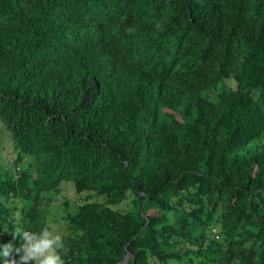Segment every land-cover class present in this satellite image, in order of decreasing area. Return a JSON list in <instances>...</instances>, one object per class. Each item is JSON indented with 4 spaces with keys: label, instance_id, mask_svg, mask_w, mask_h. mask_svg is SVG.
<instances>
[{
    "label": "trees",
    "instance_id": "16d2710c",
    "mask_svg": "<svg viewBox=\"0 0 264 264\" xmlns=\"http://www.w3.org/2000/svg\"><path fill=\"white\" fill-rule=\"evenodd\" d=\"M50 214L65 264H264V0H0V244Z\"/></svg>",
    "mask_w": 264,
    "mask_h": 264
},
{
    "label": "clouds",
    "instance_id": "9594fccd",
    "mask_svg": "<svg viewBox=\"0 0 264 264\" xmlns=\"http://www.w3.org/2000/svg\"><path fill=\"white\" fill-rule=\"evenodd\" d=\"M13 239L20 238V246L12 242L0 244V261L2 264H65L62 256L67 254L64 237L58 226L50 224L40 232L24 230L14 225ZM19 255V259L15 258Z\"/></svg>",
    "mask_w": 264,
    "mask_h": 264
},
{
    "label": "rangeland",
    "instance_id": "374dc122",
    "mask_svg": "<svg viewBox=\"0 0 264 264\" xmlns=\"http://www.w3.org/2000/svg\"><path fill=\"white\" fill-rule=\"evenodd\" d=\"M9 145H5L4 148L1 150V157L3 159H7L9 157L8 152H9ZM61 193L59 194V197L56 199L57 202H61L64 198L68 199L69 202V208L72 209L73 208V204L74 202L78 199V195L75 193L74 189L72 188V185L70 182H63L61 184ZM84 195V194H83ZM59 205V204H58ZM52 206L51 207V213L52 214H56V216H59L62 212V207L60 206ZM129 205V200H126L124 202H122L119 207L121 208H126ZM50 224H54L58 226V230L61 233L63 226H61L60 224L56 223L53 219V216L50 214L49 215V220H48V225Z\"/></svg>",
    "mask_w": 264,
    "mask_h": 264
},
{
    "label": "water",
    "instance_id": "95a60500",
    "mask_svg": "<svg viewBox=\"0 0 264 264\" xmlns=\"http://www.w3.org/2000/svg\"><path fill=\"white\" fill-rule=\"evenodd\" d=\"M130 256H132V254L130 252H127L126 255L124 256V258L122 259V261L119 264H126L127 261L129 260Z\"/></svg>",
    "mask_w": 264,
    "mask_h": 264
}]
</instances>
